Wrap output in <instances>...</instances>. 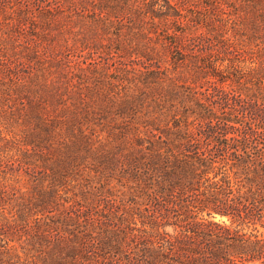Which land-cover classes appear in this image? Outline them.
<instances>
[{
    "label": "trees",
    "instance_id": "trees-1",
    "mask_svg": "<svg viewBox=\"0 0 264 264\" xmlns=\"http://www.w3.org/2000/svg\"><path fill=\"white\" fill-rule=\"evenodd\" d=\"M254 3L245 24L170 0H0V264H264ZM190 16L207 38L186 39ZM78 46L122 69L69 67Z\"/></svg>",
    "mask_w": 264,
    "mask_h": 264
},
{
    "label": "rangeland",
    "instance_id": "rangeland-1",
    "mask_svg": "<svg viewBox=\"0 0 264 264\" xmlns=\"http://www.w3.org/2000/svg\"><path fill=\"white\" fill-rule=\"evenodd\" d=\"M256 1L257 0H170L171 4H173L174 6H178V8L180 7L183 10L191 11L194 13H207V12L211 13L212 9L215 8V14H216V16H219L220 19L225 20L229 16L230 20H232L233 23L242 22L245 24H247L251 20H253V18L256 17L255 15L261 14L260 8H255L256 7L255 5L258 4V3H254ZM259 1L264 6V3H263L264 0H259ZM141 3L139 2L138 4H141ZM245 4H247V5H245ZM159 5H162V3L160 2ZM182 12H184V11H182ZM184 14H185V12H184ZM81 15L85 18L87 16V14H85V13L81 14ZM191 16H193V15H191ZM191 16L188 17L187 20H183L180 22V24H184L183 26L189 25V27H190L189 32H191V34L189 36H186V39H191V38H194L197 36H203V37L207 38V36H209V34H208V32L205 31L204 25H199V23L196 22L194 19H192ZM117 19L120 20L121 28L123 29L122 32L126 33L125 38H127L128 37L127 36V30H128V28H130V22L129 21H132L134 18H129L128 16H118ZM72 21H75L74 23L77 26H80V24L87 22L86 19H80V18H77V19L73 18ZM145 22H147V20H145ZM261 23H263V22H261ZM171 24L174 25V22H172ZM216 26H218V24ZM12 28L17 30V27L13 26ZM162 28H163V26H162ZM160 34L162 35V31ZM6 38H7V40H5V41H7L6 43L8 44V46H12L10 48L13 50V52H17V53L21 52V48L23 47L24 41L22 39H20L16 33L11 32V33H9V35L6 36ZM79 47L80 46H78L77 51L71 52V53L67 52L65 49L62 48L63 49L62 51L64 52V54L60 55V58H62L63 61H65V60L69 61L70 62L69 67H73V69L84 68V70H86V71L89 69H92L94 67H99V68H103L102 70L105 71V74L106 73L107 74H115V72H117V70L122 69V66L120 65L121 61L118 60V56L113 55L114 57L109 56L108 59H106L105 57H102L99 54V53H101V51L94 53V51H93L94 49H91V48L90 49L87 48V49L80 51L81 49ZM71 50H73V48H71ZM65 54H69V56L66 57ZM14 59H12V57L9 58V60H11V61H9L8 64L11 67L14 64H16V62L21 63V64L25 62L20 57H16ZM2 62L5 63L4 60ZM2 65L3 64H1V66ZM86 76L89 77L88 73H86ZM24 104H26V103H24ZM19 108L22 109L23 107L19 106ZM22 187H24V186L21 184L17 188L20 189ZM21 191L23 192V191H25V189L22 188ZM44 200H45V202H48L49 198L45 197ZM48 207H51L50 202L48 203ZM18 256H19V259H18ZM24 259H25L24 253L21 250H19L17 252V258H14L15 263L22 262V261L26 262ZM5 260L7 261V258ZM27 261H29V260H27ZM26 264H27V262H26Z\"/></svg>",
    "mask_w": 264,
    "mask_h": 264
}]
</instances>
